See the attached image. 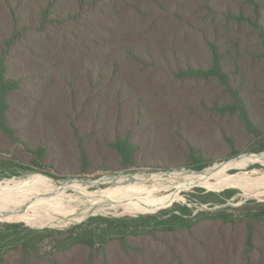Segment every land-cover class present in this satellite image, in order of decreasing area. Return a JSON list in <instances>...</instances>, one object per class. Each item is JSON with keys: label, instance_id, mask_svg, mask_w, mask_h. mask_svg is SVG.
<instances>
[{"label": "trees", "instance_id": "obj_1", "mask_svg": "<svg viewBox=\"0 0 264 264\" xmlns=\"http://www.w3.org/2000/svg\"><path fill=\"white\" fill-rule=\"evenodd\" d=\"M190 119L212 134L188 133ZM204 146L227 153L205 158ZM262 151L264 0H0V178L52 175L69 160L73 177L168 170L172 156L202 171ZM190 215L177 205L63 231L3 224L0 264H156L136 241L186 231L195 242L204 222L244 224L251 251L264 220V211ZM171 256L185 264L178 249Z\"/></svg>", "mask_w": 264, "mask_h": 264}, {"label": "rangeland", "instance_id": "obj_2", "mask_svg": "<svg viewBox=\"0 0 264 264\" xmlns=\"http://www.w3.org/2000/svg\"><path fill=\"white\" fill-rule=\"evenodd\" d=\"M187 125L190 129L188 133L191 132L201 137L212 134L210 130L202 128L198 121L194 119H190ZM240 142L243 144V141ZM65 145L67 144L63 143L60 146ZM51 150V155L55 156L61 149L59 146H55L53 148L51 147ZM215 150H218V153L214 154L213 151H210L209 146H204L202 147V154L205 158L214 160L225 156L227 153L224 147L220 149L216 148ZM156 152L160 154L159 150ZM54 158L55 157H50L51 161H54ZM155 158V154L148 159L146 158V164L151 165L153 161L156 160ZM173 158L174 156L168 161L167 158L165 159L168 166L172 167L168 170L133 168L124 172H112L101 169L84 177H73L71 175L74 172L73 168L77 162L69 160L61 164V167L58 166L57 170H50L52 175L27 173L11 178H0V194L5 189H22L35 182H46L57 185L64 194L75 195V193H85V196L89 199H95L97 196L104 194V192L100 193V191H108L112 187L114 188L119 185L121 181H126L127 178L133 176H140L143 178L153 176L161 179L162 183L165 185L170 186L169 190L162 191L160 194L158 193V196L178 192V198L153 210L140 209L139 211H129L119 207L118 209L97 211L96 207L88 209L84 205L72 206L73 210L71 213L69 212L67 215H58L55 222L47 225L7 214H1L0 229L3 224H19L32 230L53 229L63 231L86 223L91 218L121 219L154 216L169 211L177 205L190 208L191 218L195 217L200 212L215 213L227 211L237 217L247 214H259V212L264 211V195L254 196V193H257L255 189L243 191L242 187L224 184L216 188H210L204 185L201 186L199 183H192L181 189L177 188L178 184L182 183L185 177L191 174L206 172L223 164H225L224 172L227 175L239 176L245 182L251 180H264V151L260 153H242L226 161L215 162L202 171L186 167L176 168L174 165L180 166L183 161ZM156 161H158V159ZM168 181L172 182V185L171 183L169 184ZM145 183L148 186L157 183L156 185L158 186L160 182L149 180ZM42 189L39 188L35 192L45 193L46 191ZM56 192V189H51L48 194H56ZM253 231L254 236L251 251L247 250L244 243L246 231L242 223H238L234 227L221 226L219 222L198 223L197 229L193 231L195 232V242L192 241V235L188 237L187 232L183 231L172 236L160 233L158 235L159 242H155L148 237H142L141 240L136 241V243L149 250L145 258H147L148 262L153 261L156 264H175L171 256V248H176L183 254V262L185 264H244V262H246L245 260L254 261L257 264H264V220L254 224ZM183 246H185V248ZM181 248H183V251ZM248 251L250 252L247 253ZM83 253L84 252L76 251L71 258H80ZM122 260L123 256L121 255L120 262Z\"/></svg>", "mask_w": 264, "mask_h": 264}, {"label": "bare ground", "instance_id": "obj_3", "mask_svg": "<svg viewBox=\"0 0 264 264\" xmlns=\"http://www.w3.org/2000/svg\"><path fill=\"white\" fill-rule=\"evenodd\" d=\"M224 168L225 164L200 174H191L185 177L177 188L181 189L192 183H199L201 186L204 185L210 188H216L224 184L242 187L243 191L255 189L257 193H254V196L264 195V180L245 182L239 176L225 174ZM149 180L159 181L160 183H158V186L156 185L157 183L148 186L145 182ZM168 182L172 185V182ZM39 188H43L46 192H35ZM169 188L170 186L165 185L161 179L156 177L143 178L133 176L127 178L126 181H121L119 185L112 187L108 191H100V193L104 192V194L97 196L95 199H89L85 196V193L67 195L57 185L35 182L22 189H5L1 192L0 215L7 214L47 225L55 222L58 215L71 213L73 210L72 206L78 205H84L88 209L96 207L97 211L118 209L119 207L129 211L153 210L178 198V192L162 196L157 195L162 191L169 190ZM51 189H56V194H48Z\"/></svg>", "mask_w": 264, "mask_h": 264}, {"label": "water", "instance_id": "obj_4", "mask_svg": "<svg viewBox=\"0 0 264 264\" xmlns=\"http://www.w3.org/2000/svg\"><path fill=\"white\" fill-rule=\"evenodd\" d=\"M237 159V158H236Z\"/></svg>", "mask_w": 264, "mask_h": 264}]
</instances>
